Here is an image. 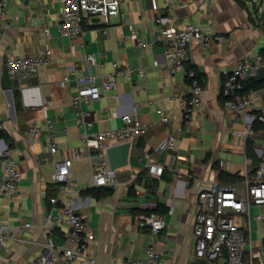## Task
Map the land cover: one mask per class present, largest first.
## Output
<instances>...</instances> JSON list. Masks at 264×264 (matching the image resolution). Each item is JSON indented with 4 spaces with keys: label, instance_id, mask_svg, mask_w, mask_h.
Returning <instances> with one entry per match:
<instances>
[{
    "label": "crops",
    "instance_id": "1",
    "mask_svg": "<svg viewBox=\"0 0 264 264\" xmlns=\"http://www.w3.org/2000/svg\"><path fill=\"white\" fill-rule=\"evenodd\" d=\"M171 3L172 8L164 9L163 0H123L119 15L110 19L106 33L88 29L70 39L59 33L62 11L58 0L7 1L8 19L0 30V82L9 58L35 56L47 48L53 55L52 64L41 67L34 80L16 84L22 112L17 115L14 108L15 119L0 84V125L13 139V149L4 140V146L0 142V153L6 151L22 173L18 195L11 200L0 199V224L22 229L23 242H8L2 253V258L11 264L34 259L48 239L62 245L58 228L46 233L40 225L48 211L46 198L55 162L69 158L72 150L81 146L84 132L76 125L71 104L78 87L75 76L64 90L58 88V81L69 68L77 67L78 79L87 78L91 69L96 74V85L101 87L103 78H112L113 63L126 66L134 74L131 78H116V87L103 93L98 102L82 104L92 122L87 133L120 128L122 114L136 117L148 130L131 141L129 164L116 172L113 192L104 199L96 200L84 193L95 187L89 158L72 162V179L66 193L94 232L95 241L90 244L88 255L96 264H120L125 259L143 258L146 248L152 245L162 254L161 264H195L192 231L198 194L212 180L227 181L219 177L221 171L214 166L218 159L231 163V175H237L245 165L243 141L230 136V130L241 127V121L223 108L220 89L224 76L241 59L258 54L264 47L261 20L264 0H171ZM159 13L173 27L191 24L200 26L208 35L216 32L225 38L220 45L197 50L191 58L203 94L200 105L190 114L189 124L184 123L178 98L172 97L173 93L181 99L186 96L184 72L170 75L162 47L150 39V35L154 38L157 33L153 20ZM44 29L48 30V37ZM132 33L137 34L142 46L127 39ZM88 55L95 58L93 64L86 62ZM139 68L145 70L146 81L138 74ZM263 78L264 70L260 69L257 79ZM116 95L119 100L113 98ZM159 111L170 114L167 124L162 123ZM205 119L213 128L210 132H204ZM47 120L52 123L58 146L54 155L45 134L30 145L24 139L34 122L42 125ZM169 136L175 138L173 148L159 151V144ZM203 138L208 139L204 146ZM222 153L240 154L244 164L223 158ZM150 160L163 167L162 176L148 174L146 166ZM139 174L141 181L135 183ZM132 185L134 195L128 192ZM157 204L165 208V227L154 237L137 226L139 216L144 213L132 211L154 212ZM252 209L264 214V207ZM260 244L264 245V236Z\"/></svg>",
    "mask_w": 264,
    "mask_h": 264
},
{
    "label": "built area",
    "instance_id": "2",
    "mask_svg": "<svg viewBox=\"0 0 264 264\" xmlns=\"http://www.w3.org/2000/svg\"><path fill=\"white\" fill-rule=\"evenodd\" d=\"M7 1L0 0V30L7 21ZM61 6L62 18L58 23L59 33L66 38H76L85 30H100L106 33V27L112 17L118 16L123 0H58ZM164 9L172 8L171 0H163ZM157 33L150 39L160 44L166 58L170 75L183 71L187 81V93L184 99L177 97L183 112L184 123H190V114L200 105L203 88L191 65V58L197 50H208L214 45L224 42L219 33L208 35L200 26L191 24L173 27L161 13L153 20ZM49 36L47 29L43 30ZM137 46H142L137 34L132 33L128 38ZM52 51L47 48L35 56L9 58L5 65L12 83L20 85L24 81L34 80L39 69L52 64ZM86 62L94 63L92 55L85 57ZM112 78H103L101 87L96 85V74L89 69L84 80L76 77L77 67H71L58 81L59 89H66L75 76L78 87L71 99L76 115V125L83 130V139L80 147L73 149L70 157L55 162L52 176V188L56 195L46 198L48 211L44 222L40 225L46 233L60 230L62 245H56L48 239L42 251L32 260L22 264H96L94 258L88 255L90 244L95 241L94 232L85 224L79 214L76 204L68 198L66 189L72 179L71 165L74 160L88 157L91 163L92 176L95 187L113 188L116 185V173L111 171L106 157V149L125 142H130L146 134L148 126L132 117L122 114V126L115 130H100L96 133H87L92 127L89 112H84L82 104L98 102L103 93L116 87L115 79L127 76L131 78L134 71L126 66L113 63ZM264 70V60L259 54L248 59H241L231 72L222 80L220 95L223 108L229 114L241 120L240 128L230 130V136L243 141L245 165L241 172L233 175L234 180H212L207 189L198 196L197 212L195 214L192 236L194 239V260H203L206 264H264V251L255 249L251 239L250 223L252 220L263 221L264 214L259 211L251 214V208L258 210L264 207V143L263 146L254 144L258 137L264 141V130L254 131L253 124L257 121L264 124V87L245 88L248 80H258L259 70ZM138 74L146 81L143 68ZM261 80H264L261 79ZM119 100V96H113ZM161 121L167 124L171 116L159 111ZM42 126V127H41ZM45 134V136H44ZM46 138L52 155L58 152L52 131V123L47 120L42 125L34 122L25 132V143L32 144ZM251 140L254 144L253 159L246 156L245 143ZM175 138L169 136L158 147L159 151H168L173 148ZM217 167L221 172L229 174L231 163L218 159ZM152 177H160L163 167L152 160L146 166ZM231 175V174H230ZM22 173L7 152L0 153V199H12L18 195ZM137 226L148 229L151 236H157L165 227L164 215L149 213L139 216ZM21 228L11 229L7 224H0V264H11L2 253L8 242H23ZM162 254L151 245L144 252L141 259H125L120 264H161Z\"/></svg>",
    "mask_w": 264,
    "mask_h": 264
},
{
    "label": "trees",
    "instance_id": "3",
    "mask_svg": "<svg viewBox=\"0 0 264 264\" xmlns=\"http://www.w3.org/2000/svg\"><path fill=\"white\" fill-rule=\"evenodd\" d=\"M261 20L264 21V14L263 16H261ZM258 54L262 57V59L264 60V47L261 48L258 51ZM188 68L194 69L198 78L199 75L196 71V69L192 66H189ZM264 87V80H248L245 83V88H263ZM11 89H12V98H13V104H14V108H15V112L17 115H19L22 112V107H21V99H20V93L17 90V85L15 83L11 84ZM253 129L254 131H260V130H264V124H261L259 122H255L253 124ZM0 139L4 140L5 143L7 144L9 149H13V139L12 137L8 134V132L3 129L0 125ZM139 146H141V144H138ZM245 150H246V156L249 159H253L254 163H256V158L255 155L253 153L251 144L249 142V140L245 143ZM215 167H217V164H214ZM218 168V167H217ZM145 171L142 172V174H144ZM142 174H139V176L137 177L135 183H140L141 181V176ZM162 176V174H161ZM219 177L224 179V180H234L236 177L230 174H226L224 172H220L219 173ZM52 185H49V190L47 192V198L56 195V190L52 188ZM113 190L112 188H97V187H93L90 189H87L86 191H84L85 194H88L89 196L93 197L96 200H101L104 199L108 196H110L112 194ZM128 192L130 194L134 195V185H132L129 189ZM165 208L163 205L161 204H157V208L154 212H148V211H140L137 212L135 210L132 211V214H139V213H144V214H149V213H156V214H164ZM146 232H148V229H144Z\"/></svg>",
    "mask_w": 264,
    "mask_h": 264
},
{
    "label": "water",
    "instance_id": "4",
    "mask_svg": "<svg viewBox=\"0 0 264 264\" xmlns=\"http://www.w3.org/2000/svg\"><path fill=\"white\" fill-rule=\"evenodd\" d=\"M0 84L2 90L7 93L11 116L13 119H15L13 99L11 95V81L9 79L8 70L6 67L3 69ZM0 142L3 145V141L1 139ZM130 147L131 143L125 142L115 146H110L106 149V157L111 171H114L116 173L117 171L125 168L129 164ZM195 264H206V262L203 260H199L195 262Z\"/></svg>",
    "mask_w": 264,
    "mask_h": 264
},
{
    "label": "rangeland",
    "instance_id": "5",
    "mask_svg": "<svg viewBox=\"0 0 264 264\" xmlns=\"http://www.w3.org/2000/svg\"><path fill=\"white\" fill-rule=\"evenodd\" d=\"M202 126L204 129V132H210L213 130V128H211V126H210V122L207 119H205L202 122ZM202 133H203V131H202ZM231 138L233 140L235 139L234 137H231ZM203 139H205L203 142V146H204L205 141H207L208 139L207 138H203ZM239 141H241V140H239ZM249 142L251 144L252 150H253L254 144L257 146H263V143H264V141L259 139L258 137H256L254 139V144L251 142V140H249ZM202 150H204V148H202ZM222 154L223 155H220V156L223 158H227L230 160L231 159L232 160H238L239 162L244 164L243 156H241L240 154H238V155H232L229 153H222ZM254 213H255V211H254V209H252V211H251L252 216H254ZM250 232H251V239L254 241L253 244H254L255 249H258L261 252L264 251V245L260 244V240L264 236V223H262V221L258 222V221L252 220L250 223Z\"/></svg>",
    "mask_w": 264,
    "mask_h": 264
}]
</instances>
